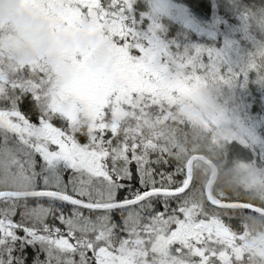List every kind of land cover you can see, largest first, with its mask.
Returning a JSON list of instances; mask_svg holds the SVG:
<instances>
[{"label":"snow or ice","instance_id":"1","mask_svg":"<svg viewBox=\"0 0 264 264\" xmlns=\"http://www.w3.org/2000/svg\"><path fill=\"white\" fill-rule=\"evenodd\" d=\"M66 3L95 14L101 23L122 22L127 35L123 28L114 35L132 41L136 46L131 50L143 56L150 41L140 35L144 27L136 0ZM233 50L228 43L222 48L199 44L193 48V65L174 54L169 71L187 74L198 65L209 76L226 68L237 79L255 71L264 80V63L244 64L237 53L233 59ZM174 60L179 63L173 66ZM40 92L17 89L0 98V171L16 168L25 186L23 191L0 188V264H127L121 246L132 244V233L124 214L146 211L175 226L165 235L174 236L171 243L187 255L189 264H243L218 215L221 208L230 211V204L209 201L217 210L209 211L189 198L187 172L166 153L121 135L102 118L77 131Z\"/></svg>","mask_w":264,"mask_h":264},{"label":"rangeland","instance_id":"2","mask_svg":"<svg viewBox=\"0 0 264 264\" xmlns=\"http://www.w3.org/2000/svg\"><path fill=\"white\" fill-rule=\"evenodd\" d=\"M146 1L149 11L141 17L146 24L139 32L150 43L141 56L131 50L136 46L132 41L114 35L122 28L127 35L122 22L101 23L95 14L73 9L66 0H0V92L15 84L27 91L40 88L39 95L49 107L70 118L75 128H91L102 118L119 129L132 120L138 125L132 133L141 134L167 119H185L207 131L215 143L237 141L251 149L256 160L238 165L236 177L244 187L264 193V80L255 71L237 79L228 76L226 68L209 76L198 65L189 67L187 74L171 72L169 60L174 54L159 33L161 21L167 18L194 33L196 42L206 39L217 48L228 43L234 46L233 59L237 53L244 64H260L264 63V11L246 9L238 16L243 20L239 28L227 31L199 22L183 3ZM193 48L191 54L180 56L186 65L195 63ZM178 63L174 60L173 66ZM25 68L41 77L22 83L10 78ZM250 89L259 98L255 103L247 101ZM152 106H158L159 113L153 119ZM151 142L146 138L145 143ZM3 188L24 190L25 186L15 180L5 182ZM159 220L161 224L154 221L130 232L132 244L121 246L127 264H189L187 255L171 243L174 236L165 235L175 226ZM228 239L236 246L237 260L264 264V229L256 223Z\"/></svg>","mask_w":264,"mask_h":264},{"label":"trees","instance_id":"3","mask_svg":"<svg viewBox=\"0 0 264 264\" xmlns=\"http://www.w3.org/2000/svg\"><path fill=\"white\" fill-rule=\"evenodd\" d=\"M174 1L187 6L199 22L216 24L218 28L227 31L237 30L236 27L239 28L243 20L239 21L238 16L243 11H246V9L251 13L264 11V0H195L196 4L203 3L206 5L203 8L194 6L193 0ZM136 11L138 19L145 25L146 20H141V17L149 11L147 1L136 0ZM159 33L168 43L173 54L178 56H185L187 53L191 54L195 43H198V45H210V41L206 39H199L196 42L197 37L194 33L167 18L161 21ZM174 43L177 45L175 48L171 47ZM39 74L29 68H25L11 73L10 78L16 83H22V81H32L40 78L41 74ZM17 89L21 88L16 84L13 87L5 88L3 92H0V98L14 95ZM249 93L247 94V101L255 103L259 98L253 90L250 89ZM158 115V106H152L149 110L150 118L153 119L154 116ZM133 127L138 128L137 122L127 120L120 126L119 131L121 135L126 133L129 136L135 137L139 142L149 145L153 151L166 153L173 165L185 171L187 161L193 154H203L214 162L218 167V174L212 185V193L217 200L222 202L249 203L264 208V193L244 187L236 177V167L238 165L253 163L256 160L255 154L251 149L241 145L237 141L215 143L207 131L185 119H167L160 124H156L155 130L143 129L144 131L141 134L132 133ZM84 128L79 127L76 130L80 131ZM146 138L152 142L145 143ZM80 139L81 142H86L84 137L81 136ZM193 170L194 176L188 193L189 198L203 205L209 211H217L210 207L205 195V186L211 175L210 168L203 162L198 161L194 164ZM17 177L18 171L16 168H11L7 172L0 171V188H3L5 182L19 180ZM11 190L16 189L11 188ZM85 214L87 215V213ZM218 215L223 217L224 225L230 229L231 233L241 234L246 228H251L254 223H256L260 230L264 229V215L251 210L231 209L229 211L221 208L218 211ZM124 217L125 222L128 224L129 232L141 230L144 225H152L154 221L161 224L160 218H153V214L147 211L138 214L125 213ZM15 219H19V212ZM116 219H120L119 213L116 214ZM153 237L152 234L151 241H153ZM147 247H150V241L147 243Z\"/></svg>","mask_w":264,"mask_h":264},{"label":"water","instance_id":"4","mask_svg":"<svg viewBox=\"0 0 264 264\" xmlns=\"http://www.w3.org/2000/svg\"><path fill=\"white\" fill-rule=\"evenodd\" d=\"M198 161H201L203 162L204 164H206L210 170H211V175L208 179V182L205 186V195H206V198H207V201H212L213 203H216V204H230L232 206V209H246V210H251L253 212H256V213H259L261 215H264V208L262 207H259V206H256V205H253V204H249V203H233V202H222V201H219L217 200L214 196H213V193H212V185L214 183V180L218 174V167L217 165L212 162L210 159H208L205 155L203 154H193L187 161V164H186V172L188 174V178H189V181H190V184L192 183L193 181V176H194V164ZM224 235L229 238L231 237L232 233L230 232V230L228 229H225L224 228Z\"/></svg>","mask_w":264,"mask_h":264}]
</instances>
